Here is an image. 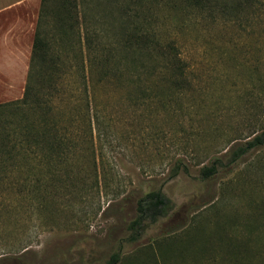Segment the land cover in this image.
<instances>
[{
    "label": "rangeland",
    "instance_id": "obj_1",
    "mask_svg": "<svg viewBox=\"0 0 264 264\" xmlns=\"http://www.w3.org/2000/svg\"><path fill=\"white\" fill-rule=\"evenodd\" d=\"M39 5L26 0L0 12V104L22 97ZM156 22L162 42L175 46L187 69L192 88L183 104L129 106L136 78L127 76L123 85L109 78L96 88L112 121L104 127L110 143L97 144L104 152L96 156L97 181L88 168L75 170V184L58 187L55 206L11 203L0 214V264H104L115 252L123 264H152V256L181 264L173 256L197 252L215 255L220 264L228 238L248 240L246 222H264V146L227 165L236 147L264 131V32L255 39L249 28L162 7ZM109 35L103 42L120 69L138 62L148 72L154 63L124 59ZM146 72L140 83H150ZM216 158L225 168L202 179L199 169ZM155 190L172 210L155 224L130 229L136 202ZM249 245L252 263L262 261L264 253L253 256L256 244Z\"/></svg>",
    "mask_w": 264,
    "mask_h": 264
},
{
    "label": "trees",
    "instance_id": "obj_2",
    "mask_svg": "<svg viewBox=\"0 0 264 264\" xmlns=\"http://www.w3.org/2000/svg\"><path fill=\"white\" fill-rule=\"evenodd\" d=\"M160 7L167 12L194 11L212 23H229L243 32L249 28L255 39L264 32V0H40L22 97L0 104V214L13 202H31L38 210L49 203L55 206L58 187L75 184V170L88 168L97 181L96 156L104 155L97 144L110 143L112 135L104 127L112 121L106 116L107 102L99 100L95 89L105 88L109 78H116L114 85H123L126 76L136 78L127 94L129 106H149L155 101L183 104L180 100L192 85L175 46L162 42L157 34ZM105 33L124 59L135 55L130 61L145 57L154 63L148 72L138 62L120 69L114 53L105 47ZM145 72L149 84L139 82ZM260 146H264V131L236 147L227 165ZM219 168L225 165L216 158L199 169V176L209 180ZM171 210V201L161 190L150 191L136 202V217L129 228L136 231L146 223L155 224ZM262 223L246 222L248 240L228 238V255L220 264H264V256L254 263L247 256L251 241L256 244L253 256L260 258L264 253ZM149 259L152 264L167 260L165 256ZM173 259L181 264L219 263L215 255L198 252L180 253ZM123 262L115 252L104 264Z\"/></svg>",
    "mask_w": 264,
    "mask_h": 264
},
{
    "label": "crops",
    "instance_id": "obj_3",
    "mask_svg": "<svg viewBox=\"0 0 264 264\" xmlns=\"http://www.w3.org/2000/svg\"><path fill=\"white\" fill-rule=\"evenodd\" d=\"M26 0H0V12L11 6L24 3Z\"/></svg>",
    "mask_w": 264,
    "mask_h": 264
}]
</instances>
